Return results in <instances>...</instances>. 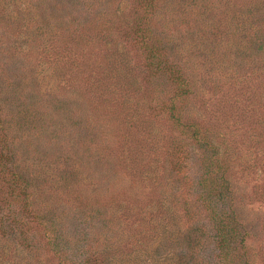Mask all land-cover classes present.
<instances>
[{
    "label": "rangeland",
    "instance_id": "374dc122",
    "mask_svg": "<svg viewBox=\"0 0 264 264\" xmlns=\"http://www.w3.org/2000/svg\"><path fill=\"white\" fill-rule=\"evenodd\" d=\"M155 1L0 0V169L20 185L0 178V264H222L203 154L228 163L212 204L264 264V0ZM154 48L189 74L182 91L147 65Z\"/></svg>",
    "mask_w": 264,
    "mask_h": 264
},
{
    "label": "trees",
    "instance_id": "16d2710c",
    "mask_svg": "<svg viewBox=\"0 0 264 264\" xmlns=\"http://www.w3.org/2000/svg\"><path fill=\"white\" fill-rule=\"evenodd\" d=\"M158 1L159 0H157V2ZM137 2L143 3L145 6L149 7V10H152L153 5H155L156 1L137 0ZM141 23L146 25L145 20L139 18L138 23H135L132 28H128L129 25L124 24V29L130 30L132 32V35H135ZM105 28L107 31L108 27ZM142 33H144V31H142ZM143 35L142 42L144 43L147 40L148 36L145 37ZM159 57V51L155 48L152 49L147 56V65L154 67L156 69L155 72L166 73L167 75L170 74L173 78V81L176 83V89L182 91V88L185 87V85H189V74L180 71L178 72V70L175 71L173 62H169L168 60L162 61L161 59H159ZM0 81V83L2 84V88H0V98L2 99L5 94L8 95L11 92V86H9L8 84V78H5L2 74H0ZM96 82H98V80ZM185 90H188L187 87L180 94L181 96H183ZM176 96L178 97L179 94L176 93ZM174 108L175 107L173 105L171 106V109H168L165 106L166 112H174ZM170 118H175L174 120L178 124H180V121L177 119V117H175V115L170 116ZM192 124L193 121H188L185 122V124L181 125L182 127H184L183 132L184 130H188L192 126ZM195 134V136H197H193L195 141L203 142L205 150L206 148H209L208 146H210V143L208 145V142L205 138H200V133H198L197 131L195 132ZM202 157L204 158V160H202L201 167V169H204V171L202 172L203 176L198 177V182L195 183V186L199 187L200 189L197 195V199L199 200L200 204L205 207L206 212L208 211V215L211 216V219L213 220L215 225L214 229L216 231V235L214 246L217 249V257L220 259L222 264H236L240 262L247 264V262H244L241 258V250L244 248V244L246 242L244 236L245 234L240 235L238 241L235 240L233 233L237 229V224H235V222H233V220L231 219L233 213L227 209H222L221 211H219L216 209L215 204H212L215 199L224 198L225 196L228 197L227 193L231 192L229 189L231 183L226 179V177H224L225 172L230 171L229 165L227 162L222 163L221 158H219V154H213L210 156V158H207V156H204L203 154ZM184 160L185 157H182V155L180 154L175 159L174 167L176 168V170L173 176L175 181L179 182L182 186L179 187L178 193L174 195L177 196L175 199L177 200L176 202L189 205L191 204V200L193 199H190L189 193H187L185 189V186H191V182L185 177L184 169L181 166L184 163ZM9 175L12 176L11 179H8ZM5 177L10 182V185L15 184L20 188L19 180L15 178L13 174L8 173L5 168H2L0 169V178ZM170 184H172V182ZM213 198L215 199L213 200Z\"/></svg>",
    "mask_w": 264,
    "mask_h": 264
}]
</instances>
